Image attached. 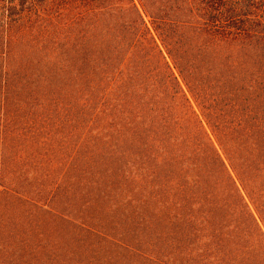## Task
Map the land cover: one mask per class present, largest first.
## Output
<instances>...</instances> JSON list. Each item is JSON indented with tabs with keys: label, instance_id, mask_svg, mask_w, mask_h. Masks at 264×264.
I'll list each match as a JSON object with an SVG mask.
<instances>
[{
	"label": "trees",
	"instance_id": "obj_1",
	"mask_svg": "<svg viewBox=\"0 0 264 264\" xmlns=\"http://www.w3.org/2000/svg\"><path fill=\"white\" fill-rule=\"evenodd\" d=\"M42 215L125 264H264V0H0V256Z\"/></svg>",
	"mask_w": 264,
	"mask_h": 264
},
{
	"label": "rangeland",
	"instance_id": "obj_2",
	"mask_svg": "<svg viewBox=\"0 0 264 264\" xmlns=\"http://www.w3.org/2000/svg\"><path fill=\"white\" fill-rule=\"evenodd\" d=\"M80 210L79 216L83 220L95 217L93 210L85 213L81 204L76 207L68 205L63 213L78 214ZM80 217L76 220L82 223ZM27 222L30 225L18 227L23 240L20 238L14 245L5 248L8 253L7 256H0V264H125L131 256L127 251L79 234L71 226H56L54 220L52 222L43 215L36 222ZM30 229L34 232H29Z\"/></svg>",
	"mask_w": 264,
	"mask_h": 264
}]
</instances>
